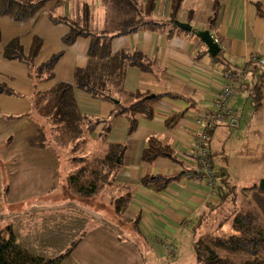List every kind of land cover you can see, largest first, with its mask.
I'll list each match as a JSON object with an SVG mask.
<instances>
[{"label": "crops", "instance_id": "0c3cea01", "mask_svg": "<svg viewBox=\"0 0 264 264\" xmlns=\"http://www.w3.org/2000/svg\"><path fill=\"white\" fill-rule=\"evenodd\" d=\"M92 1L100 2L47 0L32 17L23 20L1 18L0 34L2 19L10 29L9 37L3 45L18 37L23 52L28 54L34 38L40 40L39 50L32 63L34 66L58 52H61V56L54 65L53 77L40 79L42 90L35 91L31 79L27 78L29 68L32 76V67L27 69L28 64L25 62L7 59L0 54V80L8 82L10 85L3 87L12 91L0 92V217L5 215V210H10L7 200L10 192L18 189L22 192L19 198L26 192H32L31 196L40 198L41 201L30 205L31 209H36V205L46 202L49 209L57 208V213H72V204L68 203V200L63 201V197L58 193H53L64 183L59 176L62 165L58 157L60 154L48 149L50 146L37 149L30 147L27 137L35 134L31 131L22 140L30 150L16 146L11 134L14 129L11 126L29 125L30 123H25L28 121L26 116L31 104L34 102L35 106L38 103L37 92L44 91L57 82L72 83L74 68L86 64L90 38L79 36L73 43L65 44L62 37L69 31V26L52 21L50 15L79 22L83 19L82 9L87 7L88 10ZM135 1L144 11L150 0ZM104 2L105 5L108 3L102 0V5L94 8L98 9L97 12H89V16H93L86 19L89 29L102 30L109 24L106 20L109 8ZM147 16L162 24L155 29L141 28L111 39L112 52L121 49L137 50L146 57L148 63L147 70L128 66L123 87L128 92H150L155 96L170 92L182 97L164 96L152 102V115L139 116L135 130L129 133V121L125 115L110 116L114 108L112 103L92 98L80 89H75L74 95L82 114L93 119L101 118L106 121L108 127V130L103 132L101 121L95 130L85 137L84 143L88 142L92 155L89 156L88 153L83 157L105 154L111 144L124 145L119 166L110 182L94 195L84 197L85 200L96 199L100 202L98 207L107 206L114 212V216L115 199L129 196L127 207L121 214L125 229L132 224L134 232L137 231L138 234H134L137 235L136 239L145 240L147 246L155 250L157 242L169 249L168 244H164L166 235H171L170 240H174L188 219L202 208H211L216 205L214 202L218 203L217 200H220L217 199L218 192L213 195L204 181L187 176V172L191 173L196 168L194 138L200 130L196 118L211 110L216 93L225 82L228 72L247 61L251 55L264 58V0H181L174 15L171 0H153ZM94 17H100V21H94ZM175 20L189 23L195 30L208 28L220 45L219 60L210 56L206 45L193 32L179 29L174 24ZM172 24L175 26L172 27ZM255 65L257 64H251L246 71L238 95L242 91L254 92L253 88L258 86L261 70L254 68ZM263 90L264 86L261 99L256 104L258 107L264 96ZM22 93L31 94V103L21 96ZM130 100L125 98L122 101L128 103ZM231 103L234 107L236 97ZM173 114L178 116L174 123L168 126L166 119ZM218 126L212 128L210 136H213ZM150 137H155L162 145H166L172 155L157 157L151 161L142 160V151ZM211 139L209 152L212 154ZM36 158H39L37 166ZM74 167L69 166L68 174L73 173ZM215 173L222 176L228 174L225 169ZM23 174L29 177L26 182L22 178ZM147 175L164 176L168 183L160 190L151 184L142 185L140 180ZM47 195L51 198H46ZM81 208L85 209L83 212H86L88 221L79 243L73 250L74 257L80 264H144L142 254L138 250L139 243L129 237L120 238L114 226L115 219L111 218L109 223L101 213L82 205ZM129 233L133 234L131 228ZM151 233L155 234L154 239H151ZM165 253L174 255L175 250L171 248L165 250Z\"/></svg>", "mask_w": 264, "mask_h": 264}, {"label": "trees", "instance_id": "16d2710c", "mask_svg": "<svg viewBox=\"0 0 264 264\" xmlns=\"http://www.w3.org/2000/svg\"><path fill=\"white\" fill-rule=\"evenodd\" d=\"M46 1L0 0V15H9L14 20H23L32 17ZM106 1L112 5L115 14L111 22L109 21V24L102 30H92L87 27V7L84 9V24L82 25L66 17H53L50 15L52 21L62 22L69 26V31L62 37V41L65 44L73 43L79 36L90 38L86 52L87 61L84 66L74 68L72 83L57 82L50 88L37 92V111L44 118V123L38 127L34 135L27 137V143L30 147H47L50 143L47 141L49 135H53L55 144H58L57 142L61 140L57 135L58 131L70 141L84 142L85 137L90 135L101 121L103 122V132L108 130L105 120L101 118L93 119L80 112L74 95L75 89L88 93L92 98L112 103L114 108L111 110L110 116L125 115L129 121V133L135 130L139 116L149 117L152 115V102L164 96L172 98L182 97L166 92L157 94L153 98H148L147 96L150 95V92H128L124 89L123 82L126 68L135 66L142 70H147L148 63L146 57L137 50L121 49L112 52L110 48L111 39L141 28L155 29L162 23L154 21L147 16L153 0L149 1L144 11L135 0ZM171 1L172 15H174L179 8L181 0ZM174 26L172 24V27ZM39 46L40 40L34 38L30 52L25 54L19 38L14 37L3 46H0V54L7 59H16L28 64L33 69L32 75H35L37 79H50L54 75V65L61 56V52L34 66L32 63ZM220 56L221 54H217L213 58L219 60ZM254 68L261 70L258 75L261 80H259L258 86L256 85L253 88L254 101L255 104H258L264 86V67L255 65ZM0 92L12 93L10 89L2 86H0ZM125 98L131 100L128 103H123L122 100ZM176 116L178 115L173 114L168 117L166 124L171 126ZM54 129H56V134H52ZM67 139L62 137L64 142ZM123 149V144H111L105 154L93 156L91 161H89L90 158L79 157L80 163L85 164L87 161L89 163L76 168L68 176V184L82 198L94 195L110 182L112 175L119 166ZM171 155L172 153L166 145H162L157 138L150 137L142 151L141 157L144 161H151L157 157ZM209 157L212 163L211 153ZM140 181L142 185L151 184L157 190L164 188L168 183L167 178L158 175L143 176ZM229 185V175L224 174L222 176L220 174L216 187L219 194V202L223 201L226 198L225 195L227 194L228 196V192L232 190V185ZM226 188L227 190H225ZM251 189L253 191L252 204L245 210L234 212L230 234L225 237L215 238L205 236L198 241H194L195 264H264V190L255 186L251 187ZM128 202L129 196L116 198L114 201L115 212L121 215L125 211ZM79 240H74L66 252L58 253V256L43 257L31 252L19 243L17 236L10 228H7L6 234H0V264H64L65 259L70 255ZM219 250L232 253L243 252L248 257L237 262L228 256L221 255Z\"/></svg>", "mask_w": 264, "mask_h": 264}, {"label": "rangeland", "instance_id": "374dc122", "mask_svg": "<svg viewBox=\"0 0 264 264\" xmlns=\"http://www.w3.org/2000/svg\"><path fill=\"white\" fill-rule=\"evenodd\" d=\"M100 5H102V0H100V2L92 1L87 11V17H91L92 15L89 16V12H95L96 9L94 8H98ZM106 5L109 8V16L106 20L111 22L115 14L114 9L110 3H106ZM82 14L84 18L83 9ZM1 18L13 20L9 15H0V22ZM93 20L100 21V17H98V19L94 17ZM78 24H84V20L81 18ZM1 27L2 34L0 46L8 39L10 30L8 26H5L4 19H2ZM26 67L27 69L29 68L28 65H26ZM30 73L31 71L29 68L27 71L28 76L27 74L26 76L31 79L34 90H42L40 87L41 80L37 79L35 75L31 76ZM8 85H10L8 82L0 80V86L8 87ZM30 95V93L21 94V96L28 99L31 103ZM235 97L236 103L234 104V108H236L237 111L236 126L229 127L226 125H217L218 128L215 130L213 136L211 135L212 139L210 136L214 171L217 172L220 169H225V171H227L229 175V184L232 185V190L228 192V196L227 194L225 195L226 198H224L223 201L219 202V200H217L218 203L214 202L216 203V205H214L215 207H204L200 212H197L192 218L188 219L187 223L182 227L181 231L177 233L174 240H170L171 235H166L167 239L164 244H168L169 249L162 247L160 242H157V248L151 250L150 247L147 246L148 243L145 240L136 239L138 234L137 231L134 232L135 228L132 224H129L128 229H125V222L121 220L123 217L122 215L116 213V215L112 216L114 212L110 208L107 206L104 208L98 207L100 202L96 199H89L86 201L85 198H81V195L71 188L67 181L70 175V173L68 174L69 166H75V170L82 165H88L92 157H89V161L85 164L80 163L78 158L88 153V155L91 156L92 154L90 153L92 148H89L88 142L79 143L75 140L70 141L67 137L63 136L60 131H58V137H60L61 140L62 137L67 139L65 140L67 143L63 140L64 143L59 140L57 142L58 144H55L54 136L49 135L48 137L47 135V141L50 142L47 145L50 146L48 149H53L60 154L58 157L62 165H60L59 176L61 177V181L64 182L63 185L61 187L59 186L57 191L55 190L53 193H58L60 197H63V201L65 199L68 200V203L70 202L72 204V213L69 211L66 213L64 211L57 213V208L49 209V206H46L47 203L44 202L47 201V199H43L44 204L36 205L38 206L36 209H31L32 206L30 205L35 201L36 203L37 201H41L40 198L37 196L34 197L33 195L31 196L30 193L32 192H24L25 195L19 198L22 192L19 189L18 191L12 190L7 197L10 210H5V215L0 217V234H6L7 228H10L17 236L19 243L28 248L31 252L37 253V255L43 257L58 256V253L62 254L66 252L67 248L74 240H79L82 237L87 224L86 222L88 221L86 220V212H83L85 209L81 208L82 205L94 210V212L101 213V216L106 222L111 223V218L115 219L114 226L118 234H120V238L129 237L136 241V243H139L138 250L142 254L144 264H195L194 241H198L205 236L215 238L225 237L230 234L234 212L237 210H245L251 206L253 193L251 187H259L260 182L264 180V96L259 107L254 103V95L250 90L249 92L242 91ZM34 98H36V95L33 97V100ZM28 112L29 114L26 116L28 117V121L25 123H30L29 125L25 127H20L19 125L18 127L15 125H13L15 127L11 126L14 129L11 134L14 137L15 145L25 148L26 151L30 149L24 145L22 140H24V137L28 135L30 131L31 133H36L38 127L44 123V118L39 115L37 105L34 106V102L31 104ZM102 126L103 124L101 127ZM55 131L56 129L53 130L52 134H56ZM38 159L39 158H36L35 160L36 166ZM30 160L32 161L31 158ZM22 178L25 179L26 182L29 177L23 174ZM65 182L67 185H65ZM225 190H227V188ZM46 198L50 199L51 197L47 195ZM218 198L219 195L217 199ZM32 210L36 211L34 212ZM116 223H118L117 226ZM129 228H131L133 234L129 233ZM150 236L151 239L156 237L154 233H151ZM74 248L65 259L64 264H80L78 259L74 257ZM171 248L175 250V254L167 255L165 250H171ZM219 252L221 255L228 256L237 262L248 257V255L243 252L232 253L225 250H219Z\"/></svg>", "mask_w": 264, "mask_h": 264}, {"label": "built area", "instance_id": "2783aa9c", "mask_svg": "<svg viewBox=\"0 0 264 264\" xmlns=\"http://www.w3.org/2000/svg\"><path fill=\"white\" fill-rule=\"evenodd\" d=\"M251 64L264 67V58L251 55L247 61L228 72L225 82L216 93L211 110L196 118V122L200 125V130L194 138L196 168L193 173L187 172V176L204 181L213 195L217 194V176L209 157L210 131L217 125L236 126L237 111L231 102L240 90Z\"/></svg>", "mask_w": 264, "mask_h": 264}, {"label": "water", "instance_id": "95a60500", "mask_svg": "<svg viewBox=\"0 0 264 264\" xmlns=\"http://www.w3.org/2000/svg\"><path fill=\"white\" fill-rule=\"evenodd\" d=\"M174 24L182 30L193 32L207 47V51L210 56L214 57L219 53L220 45L212 36L210 30L208 28L203 30H195L189 23L179 22L177 20L174 21ZM148 98L155 97V94H150L147 96ZM259 188L264 190V180H262L259 184Z\"/></svg>", "mask_w": 264, "mask_h": 264}]
</instances>
